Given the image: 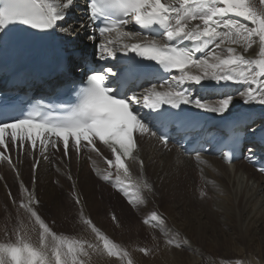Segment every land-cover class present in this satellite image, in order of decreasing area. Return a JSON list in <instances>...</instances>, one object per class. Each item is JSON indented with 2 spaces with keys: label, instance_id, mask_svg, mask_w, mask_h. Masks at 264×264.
I'll return each mask as SVG.
<instances>
[{
  "label": "snow or ice",
  "instance_id": "obj_1",
  "mask_svg": "<svg viewBox=\"0 0 264 264\" xmlns=\"http://www.w3.org/2000/svg\"><path fill=\"white\" fill-rule=\"evenodd\" d=\"M76 4L77 0H0V47L13 25L39 32L58 30L66 37H79L83 32L82 39L94 46L93 61L100 64L99 68L89 67L86 79L73 85L75 94L68 103L36 101L25 111L12 101L0 102V160L8 163L19 180L8 148L17 147L18 156L29 152L34 182L36 169L41 159H49L50 149L61 152L69 165L73 153L77 159L87 153L90 161L94 153L106 169L101 172L92 161L93 171L113 183L131 207L140 209L153 192L144 173L140 141L156 139L170 150L165 128L182 119L184 106L223 117L237 97L246 105H264V0H85L83 18L70 23ZM249 50L256 55H249ZM210 85L219 97L212 103L191 90ZM231 85L240 87L219 92ZM237 143L238 139L231 145L232 152ZM248 152L251 159L254 150ZM196 157L200 158L199 152ZM224 158L230 162L233 156L229 153ZM133 166L138 168L136 173ZM258 171L264 172V168ZM67 179L72 180L70 171ZM20 190L18 205L12 201L18 220L23 211L33 228H38L39 242H30L20 221L14 230L16 239L0 242V264H89L93 254L134 264L127 248L85 215L78 193L73 200L94 241L58 236L39 213L40 200L34 190L22 180ZM142 223L159 228L167 246L189 244L186 239H176L179 233L167 228L158 211L147 213ZM138 251L148 255L151 249Z\"/></svg>",
  "mask_w": 264,
  "mask_h": 264
},
{
  "label": "rangeland",
  "instance_id": "obj_2",
  "mask_svg": "<svg viewBox=\"0 0 264 264\" xmlns=\"http://www.w3.org/2000/svg\"><path fill=\"white\" fill-rule=\"evenodd\" d=\"M153 148L155 151H158L159 149L156 145H154ZM74 160L76 159H71L70 167L72 168V173H74V176L77 177L78 174L79 177ZM29 161H25L22 168L20 166V180H22L26 186H29V182L32 178V167H28ZM45 165L46 164H44L42 161L38 168V184L34 186L37 187L38 185L37 189H34L32 185L30 186L34 190V193H36L35 196L40 200L38 209L39 213L43 219L49 223L50 226H52L53 231L56 232L58 236L63 235L69 238L76 237L94 241V236H82L86 226L80 220V206L76 205L73 200V197L75 196L73 194L74 190L71 187L70 180L66 179L67 175L65 177V175L61 173L60 168H57L54 170V172H51L54 168L50 169V165ZM160 165L166 166L165 164ZM84 166L87 165L85 164ZM81 168L83 169L84 167ZM9 169L10 168L7 167V169L4 170V173H2V178H0V242L14 241L16 239L14 230L19 226V222L23 221L24 231L27 232L30 242L33 244H38V228H33V225L27 219L26 214L23 213V211L19 213L18 220L17 206L14 205L12 201L15 200L18 205L20 199L22 198L20 184H18ZM82 169H79L78 167L79 172ZM88 170V174L93 179L91 187L94 189V198L97 201L102 202L100 208L102 213L95 214L93 211L87 210V208L85 210V207H83L84 213L87 217L91 218L93 223L96 224V226L99 227L113 241L127 248V250L131 253L134 264H164L169 261L167 257L173 258L176 257V255H179L183 261H186V263L188 262L187 264H192L191 259L195 255V252L188 248V245H182L180 248H175L178 250L173 251V247L167 246L165 244V237L159 228H151L142 223L143 217L150 211L155 210L165 218L166 226L168 229L172 228L171 231L173 234L179 233V235L176 237L177 240H184L183 238H185L191 242L193 237L192 234L185 235L184 230L188 229V227L185 226L186 220L177 213V206H174L172 203L174 201V197L171 199H168L167 197L163 198L160 193H158V189L155 187L156 182L154 183L153 180L151 181L152 176L148 174L146 168L144 173L146 177L148 175L147 179L153 185V192H157V194L155 195L153 193L155 197H153L154 195L152 194H148L147 201L150 203H148L146 206H141V210L131 207L128 204L126 197L120 193L111 191L107 185L100 181L101 176L97 175L93 169L91 170L88 168ZM102 181L105 182V180ZM187 184L188 186H185L186 189L181 192V201H183V197L185 196H188L193 200L198 199L199 201L206 199L210 200L211 202L213 198L215 200L216 196L211 192H208L204 197H201L200 192L203 191L202 183L197 184L194 181V183L190 182ZM195 185L197 186L195 187ZM50 189L55 190L53 197L49 200L42 199L44 197L42 194L47 190L49 191ZM203 189L205 188L203 187ZM9 192H11V196H9ZM226 195L227 194H224V196ZM79 196L80 198H85L83 197L84 195L82 192H80ZM224 198L225 200H229L226 199L229 198L228 196ZM225 200L224 202L226 205H228V201ZM230 204L233 203L231 202ZM236 205L238 206V203L235 204V207ZM230 206L231 205H228V207ZM168 207L173 209V211L170 213V215H165ZM208 207L213 211V213H215L214 215L210 214L208 218H205V226L209 230V233L220 234L222 231H226L231 235V238L233 239L232 241L237 242V245L241 248H248V246L252 245L258 248L259 244L264 242V239L250 241L249 236L243 234L244 231L242 227L238 224L234 217L233 221H230L226 218L224 220L223 215L217 212L218 208L216 205L211 208L210 204L208 203ZM262 211L264 212V206L262 207ZM96 215L99 216L95 217ZM113 215L116 217L115 221L112 219ZM167 222H169L170 225H168ZM195 224V226L205 228L204 225H200L199 223ZM243 228H245V225H243ZM230 235H228V237H230ZM193 240L195 241L196 239ZM208 242L209 240L206 241L204 245L208 244ZM207 246L208 245L204 246L206 253L202 255L199 254L200 264H209L208 259L213 258L211 256H214L217 264H234L236 260L244 261V264H264L260 253H257V255L254 256V260L250 255L247 254L236 257L226 255L225 250L222 249V246L218 247L216 252L209 250ZM139 248H149L151 249V252L148 255H144L138 251ZM98 255L100 258L92 257L89 264H106L105 262L108 264H125V262L121 261L118 257H109L106 254ZM137 255L141 256L138 257ZM101 257L109 260L105 261V259Z\"/></svg>",
  "mask_w": 264,
  "mask_h": 264
},
{
  "label": "bare ground",
  "instance_id": "obj_3",
  "mask_svg": "<svg viewBox=\"0 0 264 264\" xmlns=\"http://www.w3.org/2000/svg\"><path fill=\"white\" fill-rule=\"evenodd\" d=\"M77 4L79 3L77 2ZM78 9L80 8H74L72 13L70 14L72 16V18L70 19V23L76 22L78 19L83 18L82 11ZM75 12H77V14L72 15ZM83 35L84 33L81 32L80 36L76 39H74L73 37L69 39L72 42H76L77 40H81ZM248 54L255 56L256 52L253 50H249ZM237 87L240 86L231 85L229 87H226V90L228 91V93L230 91L234 92L235 88ZM209 88H212L211 85L209 86ZM204 89L205 88H201L199 86H193L191 88L192 92L198 95H202ZM208 100L210 103L215 101L212 99ZM242 113H249L252 120L255 118H259L260 121L258 125L253 126L251 130L253 131L254 135H262L264 133V105H260L259 103H251L246 105L242 103L239 97H237L234 100L233 106L231 107L230 111L226 114L228 116H234ZM153 147L154 144L152 142H141L140 156L145 162L146 171L149 175L152 176L151 181L153 180L154 183L156 182L155 187H157L158 193H160L163 198L167 197L168 199H171L174 197V201L172 203L174 204V206H177V213L186 220L185 226H187L188 229L184 230L185 235H193L191 242H189L188 244V248L195 252V255L191 259V263L200 264L199 254L202 255L206 253L204 247L206 245H208V249L213 252H216L218 250V247L222 246V249L225 250V254L232 257L247 254L254 259V256L257 255V253H260L264 261V242H261L258 248L253 245L248 246V248H241L237 245V242L232 241L233 239L231 238V235L226 231H222L220 234L209 233V230L205 226V218H208L210 214H215L211 209H209V203L211 208L214 205L217 206V212L223 215L224 220L226 218L230 221H233L235 218L238 224L242 227L244 231L243 234L249 236L250 241L264 239V212L262 211V207L264 206V176L255 172L253 168H251L243 161H236L232 165L228 166L224 164L221 159L206 156L207 158L205 160L196 162L191 157H184L174 151L166 152L160 148L158 149V151H155ZM92 158L95 161V167H100V158L97 157L94 153L92 154ZM90 162L91 164L89 163L87 165L86 158L80 160L79 169H82L81 167L84 168L79 172L78 186L80 192H82L84 195L83 197H85L84 199L80 198L82 201V206L85 207V210L87 208V210L93 211L95 214H97L102 213L100 211L102 202H99L94 198V189H92L91 187L93 179L87 172L88 168L92 170L94 167L92 161ZM75 164L77 169L78 165L76 162ZM85 164L87 166H84ZM160 164H165L166 166H162ZM133 171L134 173L138 171L137 166H133ZM194 181L197 184L202 183V186L205 188L203 189L202 187V190L205 193H213L216 196L215 200L213 198L211 202L210 200L206 199L199 201L198 199L193 200L190 199V197L185 196L183 197V201H181V192L186 189L185 186H188L187 183H194ZM196 186L197 185H195V187ZM54 191L55 190L53 189L45 191L42 194V196H44L42 199L49 200L53 197ZM153 193L155 195L157 194V192H152L150 194L154 195ZM224 194H227L226 196H228L229 198L226 199L229 200H225L224 197L226 196H224ZM155 195L153 197H155ZM224 200L228 201V205H231L232 207H228ZM231 202L233 204H230ZM148 203L150 202L147 201V204ZM237 203L238 206L236 205L235 207V204ZM167 209L168 210H166L167 212L165 215H170L173 209H171L170 207H168ZM98 216L99 215H96L95 217ZM167 223L168 225H170L169 222ZM195 223L204 225L205 228L195 226ZM243 225H245V228H243ZM171 229L172 228H170L169 230ZM84 230L85 231L83 232V234L81 233L82 236H93L89 229L86 228ZM228 235H230V237H228ZM193 239L196 240L194 241ZM186 240L188 241V239ZM208 240V244L204 245V243ZM173 248V251L178 250L175 249V247ZM137 256L140 257L141 255ZM92 257L100 258L98 254H93ZM211 257L213 258L208 259L209 264H217L214 256ZM104 259L105 261L109 260L106 258ZM167 259L169 261L164 264L188 263H186V261H183V259L179 255H176V257L173 258L167 257ZM105 263L108 264L107 262Z\"/></svg>",
  "mask_w": 264,
  "mask_h": 264
}]
</instances>
